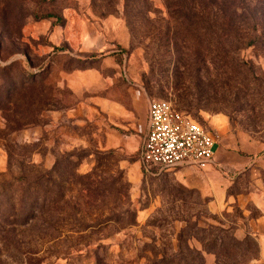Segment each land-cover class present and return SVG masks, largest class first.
Listing matches in <instances>:
<instances>
[{
  "label": "rangeland",
  "instance_id": "1",
  "mask_svg": "<svg viewBox=\"0 0 264 264\" xmlns=\"http://www.w3.org/2000/svg\"><path fill=\"white\" fill-rule=\"evenodd\" d=\"M154 98L258 167L215 166L243 200L220 208L177 168L146 171L137 127ZM111 130L135 150L107 148ZM258 180L264 0H0V264H251Z\"/></svg>",
  "mask_w": 264,
  "mask_h": 264
},
{
  "label": "built area",
  "instance_id": "2",
  "mask_svg": "<svg viewBox=\"0 0 264 264\" xmlns=\"http://www.w3.org/2000/svg\"><path fill=\"white\" fill-rule=\"evenodd\" d=\"M140 160L146 169H172L192 163L199 169L215 164L219 133L177 108L171 101H149Z\"/></svg>",
  "mask_w": 264,
  "mask_h": 264
},
{
  "label": "crops",
  "instance_id": "3",
  "mask_svg": "<svg viewBox=\"0 0 264 264\" xmlns=\"http://www.w3.org/2000/svg\"><path fill=\"white\" fill-rule=\"evenodd\" d=\"M90 76L92 80L97 79L99 77L98 71H90ZM140 97V95L138 96ZM107 102H100L101 106L104 107L106 112L114 117L121 118L122 121H128V124L131 126L135 123L136 116L133 114V109H130L129 115H127V110L123 105L117 104L114 101ZM133 104L135 109L141 107V100L140 98ZM149 106V104H148ZM131 108V107H130ZM147 115H148V108H147ZM147 119V116H146ZM138 131L143 134L144 127L143 125H139ZM137 139L133 138V133L126 134L120 132L119 130H111L108 133V137L106 140V147L107 148H123L127 152L135 150L137 146ZM143 144V142H142ZM142 149V145H141ZM141 153V150H140ZM249 157L242 156L236 152H224L219 151L216 148L215 154V164L211 165L207 169H199L192 163L186 164L184 166H177L175 168L176 171L174 172L177 177L181 180L182 184L190 189L198 190L203 196L212 197L213 198V205L218 206L220 208L226 206L228 203L234 201H241L244 199L243 194H237L236 196H229L228 195V178L221 176L215 169L217 163L227 169L229 172H235L234 170L238 171V175H242L246 170V167H257L256 165L249 164ZM218 161V162H217ZM258 168V167H257ZM174 169V168H172ZM159 170V169H158ZM170 170V169H167ZM164 170H159L162 172ZM261 180L257 181L258 192L252 193L248 196V199H254L258 206L261 208V211L264 213V197L262 191H264V185L262 186L261 190ZM256 231H252L259 244V256L251 263V264H264V214L263 216L258 219V225H256Z\"/></svg>",
  "mask_w": 264,
  "mask_h": 264
},
{
  "label": "trees",
  "instance_id": "4",
  "mask_svg": "<svg viewBox=\"0 0 264 264\" xmlns=\"http://www.w3.org/2000/svg\"><path fill=\"white\" fill-rule=\"evenodd\" d=\"M233 15H234V13H233V11H232L231 16L233 17ZM232 19H233V18H232ZM233 20H234V19H233ZM226 32H227L229 35H235V33L232 32V29H230V30H226ZM236 35H237V34H236ZM244 35H246V33L243 31V33H242V37H241V38H244ZM249 38H250V37H249ZM251 38H252V37H251ZM244 39H246V37H245ZM259 39H260V36H259L257 33H255L253 39H250L249 42H248V44H253V43L256 44V42H257ZM241 41H242V39H241Z\"/></svg>",
  "mask_w": 264,
  "mask_h": 264
}]
</instances>
